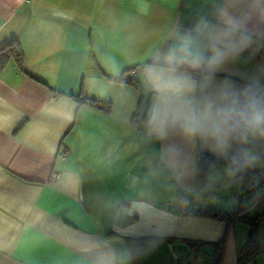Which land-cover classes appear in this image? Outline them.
Instances as JSON below:
<instances>
[{
    "label": "crops",
    "instance_id": "1",
    "mask_svg": "<svg viewBox=\"0 0 264 264\" xmlns=\"http://www.w3.org/2000/svg\"><path fill=\"white\" fill-rule=\"evenodd\" d=\"M11 39L23 70L0 69V264L241 263L246 224L176 202L232 209L218 193L236 175L230 130L208 134L203 114L264 82V0H0V48ZM129 68L138 86L114 80ZM247 141L264 169V133ZM200 153L225 161L203 184Z\"/></svg>",
    "mask_w": 264,
    "mask_h": 264
},
{
    "label": "trees",
    "instance_id": "2",
    "mask_svg": "<svg viewBox=\"0 0 264 264\" xmlns=\"http://www.w3.org/2000/svg\"><path fill=\"white\" fill-rule=\"evenodd\" d=\"M13 57L18 67L23 70V53L20 47L18 40L11 39L3 47L0 48V69L7 63V61ZM135 68H129L124 70L118 77L114 80L130 83L135 86H138L135 78H124L122 75L130 70ZM250 95H248L242 100L241 103ZM75 100L78 102L86 103L90 106H93L98 109H103L104 111H109L111 107L110 102H105L101 100H95L87 98L84 96H75ZM151 99H149L146 105V112L150 107ZM136 115V112L134 113ZM246 132L242 129L237 131L230 130V138L232 142L233 154L227 159L228 162H233V166L236 168L242 166L244 171L247 172L253 182L250 185H246L248 191H254L256 186H262L264 188V169L255 168L248 154L246 153L247 147H255L256 143H249L247 141ZM257 135H255V138ZM212 162H225L218 156L200 153L199 156V177L200 182L203 184L206 180L208 166ZM261 181V182H260ZM244 185V184H242ZM242 201L236 202L235 206L232 209H224L218 203L207 199H179L176 202L178 211L183 215H197L213 218L220 221H225L226 223H231L233 221H239L247 225L248 234L246 243L242 246L240 251V264L247 258H252L259 253H264V245L257 244L255 245V237L258 227L262 220H264V194H261L259 198V204L257 212L254 216H248L243 214L245 209L242 206ZM222 242H220L221 248ZM221 252V250H220ZM213 264H219V257L217 259L213 258Z\"/></svg>",
    "mask_w": 264,
    "mask_h": 264
},
{
    "label": "clouds",
    "instance_id": "3",
    "mask_svg": "<svg viewBox=\"0 0 264 264\" xmlns=\"http://www.w3.org/2000/svg\"><path fill=\"white\" fill-rule=\"evenodd\" d=\"M203 120L207 123L208 134L215 135V124L230 126L232 131L243 130L250 135L264 133V94L259 92L249 95L241 104H233L225 108L212 111L211 107L205 110ZM204 129L191 126L187 129L190 134Z\"/></svg>",
    "mask_w": 264,
    "mask_h": 264
},
{
    "label": "rangeland",
    "instance_id": "4",
    "mask_svg": "<svg viewBox=\"0 0 264 264\" xmlns=\"http://www.w3.org/2000/svg\"><path fill=\"white\" fill-rule=\"evenodd\" d=\"M145 103L148 99V92L146 91L145 92ZM255 135H250V134H246L245 137H249L250 139L253 140ZM252 153H249V156H251V159L253 160V162L256 161V159L254 158L253 155H251ZM147 157V156H146ZM148 159V158H146ZM212 176L211 174L208 175V181L209 183L207 182V184H209L211 187H214L215 184L213 185V180H212ZM223 183H225V187L220 189V191L218 192L219 193V196L220 198L226 203L225 205H228L229 204V207L230 208H233L236 204V202L238 201H242V205L244 207H251V201L254 197L253 193L251 191H248L246 186L245 185H239L236 183L235 181V177H233V180L230 182H228V180L223 181ZM258 190L261 192L262 194V191L260 189L259 186H257ZM237 195V198H233L234 195ZM231 199H234L231 200ZM231 200V202H230ZM233 201V202H232ZM264 244V220L261 221L259 227H258V230L256 232V237H255V245L257 244ZM261 254L262 253H259L257 255H255L252 259V262H250V264H264V262H262V258H261Z\"/></svg>",
    "mask_w": 264,
    "mask_h": 264
},
{
    "label": "built area",
    "instance_id": "5",
    "mask_svg": "<svg viewBox=\"0 0 264 264\" xmlns=\"http://www.w3.org/2000/svg\"><path fill=\"white\" fill-rule=\"evenodd\" d=\"M134 75H135V70L133 69V70H130V71L124 73L122 75V77H124V78H133ZM257 92H259L261 94H264V82H260V83L255 84V85H253L251 87V89H250V95L253 94V93H257ZM228 129L231 130V127L228 126ZM60 156L62 158H65V155L63 153H60ZM231 164L233 165L234 163L231 162ZM57 177H58V175L56 173H53L52 174V178L53 179H55ZM235 181L239 185H242V184H244V185L245 184L246 185H250L253 182L251 176L247 172L244 171V169H243L242 166H238L236 168ZM219 255H220V253L219 252H216V254L214 255L213 258L214 259H217L219 257ZM262 262H264V254H262Z\"/></svg>",
    "mask_w": 264,
    "mask_h": 264
}]
</instances>
